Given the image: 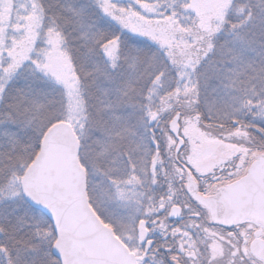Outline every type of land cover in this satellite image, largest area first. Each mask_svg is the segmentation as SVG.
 I'll return each mask as SVG.
<instances>
[{"label":"snow or ice","instance_id":"6c2138e0","mask_svg":"<svg viewBox=\"0 0 264 264\" xmlns=\"http://www.w3.org/2000/svg\"><path fill=\"white\" fill-rule=\"evenodd\" d=\"M0 264H264V0H0Z\"/></svg>","mask_w":264,"mask_h":264}]
</instances>
